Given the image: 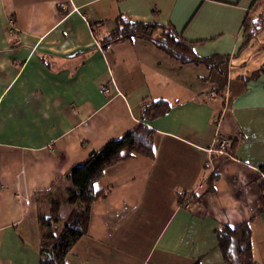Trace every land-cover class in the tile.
Segmentation results:
<instances>
[{
	"label": "crops",
	"instance_id": "crops-1",
	"mask_svg": "<svg viewBox=\"0 0 264 264\" xmlns=\"http://www.w3.org/2000/svg\"><path fill=\"white\" fill-rule=\"evenodd\" d=\"M255 1L0 0V264H39L41 195L70 190L72 166L139 122L153 156L104 169L65 263L225 264L216 232L246 222L264 264V27L243 38ZM117 18L173 29L207 61L136 36L105 47ZM150 100L169 109L142 121Z\"/></svg>",
	"mask_w": 264,
	"mask_h": 264
},
{
	"label": "trees",
	"instance_id": "trees-1",
	"mask_svg": "<svg viewBox=\"0 0 264 264\" xmlns=\"http://www.w3.org/2000/svg\"><path fill=\"white\" fill-rule=\"evenodd\" d=\"M255 23L250 28L247 16L243 23L244 43H247L264 27V21ZM161 27L156 22L132 21L126 18H117L115 28L101 40L107 45L132 37H143L153 41L159 48L168 54L181 58L198 61H207L198 58L193 50L192 42L182 38L173 29L156 35ZM213 59H224L223 56H213ZM264 73V64L261 67ZM169 105L163 100H150L144 103L141 109V120H151L163 115ZM140 154L153 156L152 131L144 122L137 123L132 129L117 139L105 142L99 149L90 152L89 157L82 163L75 164L68 172L71 189L67 191L64 201L53 204L50 214L39 215L40 225V252L39 264H66L65 257L76 241L87 233L91 207L94 202L107 194V189L97 190L94 183L103 174L108 166ZM264 173V168H262ZM213 177L210 178V180ZM260 195L258 198L259 210H264V181L259 183ZM190 199L199 200L201 196L186 195ZM186 196L180 197V202ZM64 204L70 207L66 219L59 232L56 228L62 221L60 207ZM218 246L222 252L225 264H257L252 258L250 228L248 223L235 227L224 225L216 232Z\"/></svg>",
	"mask_w": 264,
	"mask_h": 264
},
{
	"label": "rangeland",
	"instance_id": "rangeland-1",
	"mask_svg": "<svg viewBox=\"0 0 264 264\" xmlns=\"http://www.w3.org/2000/svg\"><path fill=\"white\" fill-rule=\"evenodd\" d=\"M9 21H12V23H9V24L11 25L10 29L11 30L13 29V31H14L13 19H9ZM261 21H264V0H256L248 9L247 23L249 24V27L252 29L255 27V23L257 24L256 26L259 27L260 23H257V22H261ZM159 33H161L160 30H157L156 35H158ZM219 120H220V116H217L216 121L218 122ZM220 140H221V138H220ZM228 144H229V140H228ZM228 144L225 145V149H226ZM216 150L218 152V144H217ZM218 153H220V152H218ZM62 186L65 187L63 184V181H62ZM57 191L58 192H54V193L48 192L46 194L41 195V197H40L41 203L40 204L42 206L43 214H50V210H51L53 204H55L57 201H64V199L66 198L67 192H65V191L60 192L59 190H57ZM68 210H69V208H67L64 204H62L60 209H59L60 214L62 216L65 215ZM63 221L64 220H62L59 223L58 227L56 228V233L59 232L58 230L60 229L61 225L63 224Z\"/></svg>",
	"mask_w": 264,
	"mask_h": 264
},
{
	"label": "built area",
	"instance_id": "built-area-1",
	"mask_svg": "<svg viewBox=\"0 0 264 264\" xmlns=\"http://www.w3.org/2000/svg\"><path fill=\"white\" fill-rule=\"evenodd\" d=\"M9 23H12V21H9ZM101 91L102 92H109V89L105 87V88H102ZM213 95H215V92L214 91H210V92H206V93H203L202 94V96H213ZM226 144H228V139H227V137L222 136L221 137V140L218 143V152L224 153L225 152V145ZM25 202L28 203V199H26ZM187 206H188V204L185 203V207H187Z\"/></svg>",
	"mask_w": 264,
	"mask_h": 264
}]
</instances>
